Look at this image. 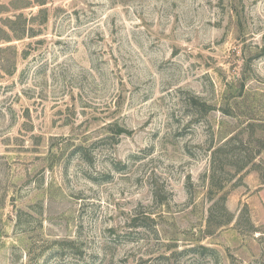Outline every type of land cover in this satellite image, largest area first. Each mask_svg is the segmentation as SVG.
Here are the masks:
<instances>
[{
    "label": "rangeland",
    "instance_id": "1",
    "mask_svg": "<svg viewBox=\"0 0 264 264\" xmlns=\"http://www.w3.org/2000/svg\"><path fill=\"white\" fill-rule=\"evenodd\" d=\"M0 264H264V0H0Z\"/></svg>",
    "mask_w": 264,
    "mask_h": 264
}]
</instances>
